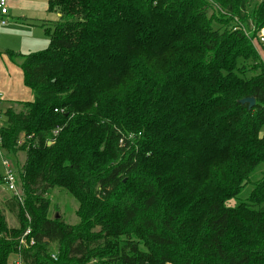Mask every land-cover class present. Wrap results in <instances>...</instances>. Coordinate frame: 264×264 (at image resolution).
<instances>
[{
	"label": "trees",
	"instance_id": "16d2710c",
	"mask_svg": "<svg viewBox=\"0 0 264 264\" xmlns=\"http://www.w3.org/2000/svg\"><path fill=\"white\" fill-rule=\"evenodd\" d=\"M216 1L47 0L48 46L18 55L33 99L0 109L2 156L27 151L0 264H264V172L257 207L225 203L264 164V0L249 26ZM55 186L77 223L48 216Z\"/></svg>",
	"mask_w": 264,
	"mask_h": 264
},
{
	"label": "rangeland",
	"instance_id": "374dc122",
	"mask_svg": "<svg viewBox=\"0 0 264 264\" xmlns=\"http://www.w3.org/2000/svg\"><path fill=\"white\" fill-rule=\"evenodd\" d=\"M209 8L207 10V17L211 16L216 12V9L222 10V5L216 0H208ZM229 2V1H228ZM227 2V3H228ZM246 2V10L244 15H247L248 25L251 22V14L253 9L258 6V0H245ZM221 6V7H220ZM215 7V8H214ZM11 19L7 16V22L0 26V29L6 28L9 32L5 35H45L44 28L51 27L52 23L58 20V16L52 12L51 14L45 13H36L31 10H22L18 11L13 15ZM224 13V12H223ZM53 16V17H52ZM43 25V26H42ZM245 25V24H244ZM254 29H251V32ZM250 33V32H249ZM0 35L1 32H0ZM45 41L38 42L36 45L30 47V49L34 51L42 50L48 46V38L45 37ZM13 40V41H12ZM8 39V42L14 43L17 39ZM17 43V42H16ZM6 44V43H3ZM255 48L257 49V53L260 55L262 61L264 62V50H261L260 47L255 43ZM21 108V107H20ZM19 108V109H20ZM1 110L2 107H1ZM3 122V118H1L0 123ZM23 135H20L17 145L21 147L24 143ZM50 141L47 142L50 145ZM26 148L25 149H18L15 153H9L4 155L6 160L8 161L9 166L12 168V171L17 172V170L23 165L24 160L26 158ZM264 172V164H256L254 166L253 171L248 175L247 182L240 188L239 193L237 194L236 200L230 199L227 200L225 203L228 206H234L236 201L238 203L244 202L246 204H250L251 206H256L255 202L257 199H254L252 194L254 193V181L259 179ZM5 174V168L3 165L2 156L0 154V175ZM4 184V183H3ZM3 184H0V204H2L4 199L10 197L12 194L7 189L3 188ZM46 196L49 200V207H48V216L51 218L53 214L57 213L58 216L66 223L75 224L78 222V217L76 215V210L78 207V202L76 201L75 197L64 187L62 186H55L54 188L47 191ZM5 217L8 221L9 225L14 224L13 216L4 211ZM93 264V263H91Z\"/></svg>",
	"mask_w": 264,
	"mask_h": 264
},
{
	"label": "crops",
	"instance_id": "0c3cea01",
	"mask_svg": "<svg viewBox=\"0 0 264 264\" xmlns=\"http://www.w3.org/2000/svg\"><path fill=\"white\" fill-rule=\"evenodd\" d=\"M22 10H31L46 15L54 12L56 16H59L57 12L47 10V0H7L8 20L13 17L10 12L15 15L16 12ZM0 32L2 34L0 35V109L1 107L3 110L7 107H13L19 110L20 103L31 101L33 94L31 89L23 82V72L19 65L21 58L18 55L33 52L30 47L38 42L45 41L47 35H32V32L31 35H5L9 32L6 28L0 29ZM8 39H17V43L10 44ZM3 188L6 189L4 184ZM17 259L16 256L12 255L9 262L17 264Z\"/></svg>",
	"mask_w": 264,
	"mask_h": 264
},
{
	"label": "built area",
	"instance_id": "2783aa9c",
	"mask_svg": "<svg viewBox=\"0 0 264 264\" xmlns=\"http://www.w3.org/2000/svg\"><path fill=\"white\" fill-rule=\"evenodd\" d=\"M7 22V0H0V26L4 25ZM257 39L259 43L264 47V28H260L257 31ZM1 110H0V121H1ZM1 124V123H0ZM3 165L5 168V174L3 175V182L8 191L11 192L12 195L16 196L20 202H22V192L18 185L16 184V178L12 168L9 166L6 158H2ZM30 234V229L27 227L19 238V247L26 246L28 244H33V239L29 238L28 240L25 238ZM17 264H23L22 261L18 258Z\"/></svg>",
	"mask_w": 264,
	"mask_h": 264
},
{
	"label": "water",
	"instance_id": "95a60500",
	"mask_svg": "<svg viewBox=\"0 0 264 264\" xmlns=\"http://www.w3.org/2000/svg\"><path fill=\"white\" fill-rule=\"evenodd\" d=\"M241 104L247 103L248 108H251L255 104L254 97H245L239 100ZM55 218H58V214H55Z\"/></svg>",
	"mask_w": 264,
	"mask_h": 264
}]
</instances>
